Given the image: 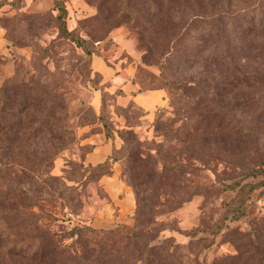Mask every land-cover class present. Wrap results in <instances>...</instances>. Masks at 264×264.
I'll list each match as a JSON object with an SVG mask.
<instances>
[{"label":"rangeland","instance_id":"obj_1","mask_svg":"<svg viewBox=\"0 0 264 264\" xmlns=\"http://www.w3.org/2000/svg\"><path fill=\"white\" fill-rule=\"evenodd\" d=\"M64 1L68 28L100 51V56L93 55L90 66L99 73L81 58V50L73 51V45L56 42L53 0H0V102L14 99L9 96L11 87L34 88L40 78L48 87L59 85L61 104L54 107H64L62 119L70 133L67 148L54 161L51 172L61 174L65 170L67 175L77 173L79 177V171L67 166L69 161L82 163L87 169L113 159L110 174L96 181L87 178L76 211L57 205L51 208L56 219L50 227L57 232L76 224L90 225L96 231L133 228L138 203L133 186L137 184L140 198L145 204L154 201L158 220L173 230L161 232L157 241L150 239L142 226L141 238L115 237L109 243L121 247V256L129 254L135 260L138 253L133 250L141 253L143 246L150 244L159 248L156 251L163 258L162 264H226V258L235 253L232 238L247 230L240 220L224 218L227 208L242 195L228 190L229 184L240 181L239 186L245 184L248 189L246 183L252 178L244 173L264 160V32L241 33L237 40V64L241 68L237 75L243 70L249 77L262 74L258 79L248 78L250 85L243 94L246 104L237 107L242 102L239 100L227 105L222 99L220 105L211 96H207L208 101L199 94L175 90L173 85L174 80L200 79L209 84L216 80L218 66L208 60L188 61L182 52L171 53L166 56L167 67L162 74L165 57L147 54L152 53V46L140 40L138 29L107 20L94 0ZM131 4L141 14L151 15L154 27L166 35L171 33V12L181 5L179 0H160L159 12L152 14L142 0H132ZM169 37L174 39V34ZM193 43L192 39L183 40L182 45L189 44L195 53L199 48ZM150 87L162 89L146 90ZM100 116L114 137H106ZM243 126L251 129L249 138ZM132 128L135 135L123 138L120 132ZM125 147H132L137 159L124 156ZM263 189L251 193L260 235H264ZM204 226L210 229L202 234L205 240L180 233ZM70 242L64 240L62 253L80 255L82 246ZM99 245L98 250L105 248L106 241ZM90 247H96V242H90Z\"/></svg>","mask_w":264,"mask_h":264},{"label":"trees","instance_id":"obj_2","mask_svg":"<svg viewBox=\"0 0 264 264\" xmlns=\"http://www.w3.org/2000/svg\"><path fill=\"white\" fill-rule=\"evenodd\" d=\"M131 1L94 0V4L107 20L114 21L116 25L125 23L138 29L140 40L152 46V53L149 51L148 55L153 54L161 59L165 57L166 60V56L171 53L182 52V57L188 61L208 60L219 67L215 81L208 84L204 79L174 80L175 90H181L184 94L196 93L208 101L211 100L207 96H211L220 105L223 103L222 99L227 105L239 100L242 102L237 107L246 104L243 94L246 85H250L248 78L258 79L262 74L258 72V75L249 77V72L243 70L242 74L237 75L241 73L237 64V40L241 33L264 32V0H179L181 5L171 12V23L168 27L170 34H174V39L169 37L170 34L166 35L156 29L152 16L141 14ZM142 1L148 4L152 14L159 12L160 0ZM52 10L56 12V42L60 45H73V51L81 50V58L86 59L91 68L93 55L100 56V51L89 39L68 28V9L64 0H53ZM191 39L199 48L195 53L189 44L182 45L183 40L190 42ZM165 67L167 60L161 64L162 74L165 73ZM93 72L99 73L95 70ZM44 82L40 78L34 88L30 85L11 87L9 96L14 99L0 102V264H162L163 258L156 251L159 252V248L150 244H145L141 253L133 250L134 254L138 253L133 260L129 258V254L120 255L119 245L109 243L117 236L141 238V226L142 231L153 241L161 239V232L166 229L173 230L162 219L158 220L154 212V201L145 204V200L140 198L137 184L133 186L138 202L134 214L136 226L133 228L123 226L109 231H96L90 225L76 224L70 229L57 232L50 227V222L56 219L51 208L57 205L64 209L70 208L72 212L76 211L81 204L80 191L85 188L87 178L96 181L110 174L113 159L108 158L87 169L82 163L69 161L67 166L79 171V177L77 173L67 175L65 170L61 174L51 172L54 161L67 148L66 138L70 131L63 123L62 118L66 113L64 107H54V104H61L58 96L63 92L59 85L48 87ZM241 86L243 89L240 90ZM161 89L150 87L146 90ZM160 108L163 107L157 109ZM83 112L91 115L90 111ZM99 119L104 125L106 137H114V132L105 118L100 116ZM132 130L133 128L120 133L123 138H130L129 134L135 135ZM242 130L247 137L251 133L247 126H243ZM136 141L139 140L135 139L134 142ZM130 142L133 143L131 139ZM124 149V156L130 159L135 156L132 147ZM85 171L90 175H84ZM244 174L252 178L246 183L248 189L245 184L240 187V181L229 184L228 190L242 192V195L227 208L224 218L240 220L248 231L244 230L245 232L232 238L236 242L235 253L226 258V264H264V235L259 233L258 216L252 213L251 195L257 189L264 188V160L259 167ZM81 176L86 178L82 179ZM151 188L155 189L156 186ZM207 231H210L209 227L204 226L180 233L191 239L205 240L206 238L201 237ZM66 239L71 241L70 245H81L82 253L77 256L63 254L62 246ZM101 240L106 241V247L102 246L98 250ZM92 241L96 242V247H90ZM212 242L213 240L211 244Z\"/></svg>","mask_w":264,"mask_h":264},{"label":"crops","instance_id":"obj_3","mask_svg":"<svg viewBox=\"0 0 264 264\" xmlns=\"http://www.w3.org/2000/svg\"><path fill=\"white\" fill-rule=\"evenodd\" d=\"M139 93V92H138ZM138 93H137V95H138ZM135 96H136V94H135Z\"/></svg>","mask_w":264,"mask_h":264}]
</instances>
